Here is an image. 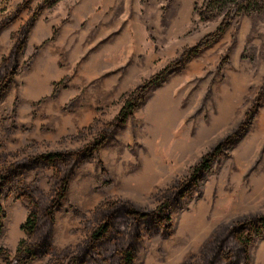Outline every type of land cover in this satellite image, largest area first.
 Returning a JSON list of instances; mask_svg holds the SVG:
<instances>
[{
  "label": "rangeland",
  "instance_id": "1",
  "mask_svg": "<svg viewBox=\"0 0 264 264\" xmlns=\"http://www.w3.org/2000/svg\"><path fill=\"white\" fill-rule=\"evenodd\" d=\"M24 1L0 0V23ZM46 1L33 0L0 31L2 83L4 62L23 28L43 8L18 58V73L0 99L2 166L45 153L78 152L95 142L140 87L216 32L234 3ZM256 4V13L238 18L218 41L153 84L93 161L78 165L63 211L57 215L56 251L77 252L96 223L95 212L105 203L123 201L140 212H154L185 184L188 191L183 190L182 201L170 212L169 238L146 237L135 264H200L205 247L217 235L264 216V0ZM64 42L56 55L61 75L51 93L26 101L25 76L35 70L37 57ZM75 51L78 57L73 62ZM230 138L235 139L232 145L199 174L197 186L189 188L204 158ZM54 175L52 169H40L6 188L0 249L11 257L25 238L22 226L30 206L17 199L16 186L38 179L48 197ZM81 193L87 194L84 199ZM199 215L200 229L194 222ZM185 238H189L185 249L176 251ZM250 259V264H264V232L254 241ZM52 260L48 256L28 264ZM0 264H4L1 258Z\"/></svg>",
  "mask_w": 264,
  "mask_h": 264
},
{
  "label": "trees",
  "instance_id": "2",
  "mask_svg": "<svg viewBox=\"0 0 264 264\" xmlns=\"http://www.w3.org/2000/svg\"><path fill=\"white\" fill-rule=\"evenodd\" d=\"M32 1L25 0L13 15L3 20L0 23V31L11 24L20 13L28 10ZM233 2V6L223 18L217 31L206 36L195 47L187 50L165 72L140 87L127 101L115 123L95 142L78 152H51L24 159L21 162L7 163L4 166L0 163V236L4 229L5 211L2 199L6 188L33 171L52 169L55 172L54 186L48 197L43 196L38 187V179H35L31 184L20 181L16 186L17 199L29 203L30 206L27 219L22 226L25 238L20 242L15 255L11 257L5 249H0V258L4 264H28L48 256L53 257L49 264H135L146 237L161 235L164 239L169 238L172 230L170 212L174 205L182 201V196L185 194L183 190H185L184 192L188 191L187 184L183 185L175 195H172V198L154 212H140L128 202L109 201L95 212L96 223L92 226L85 244L77 252L70 249L58 252L53 246L57 215L63 211V204L67 200L70 183L78 165L93 161V155L99 152L133 116L142 97L153 84L161 80L172 69L182 66L218 41L238 18L243 15H252L258 10L257 0H234ZM42 9L40 7L23 28L10 58L4 62L0 99L18 73V58L26 48L29 31ZM261 101L262 98L258 99L256 106ZM248 124L249 122L245 123L242 130H245ZM234 141V138H230L216 151L204 158L203 164L196 169L192 177L195 183L189 182V188L197 186L199 174L206 172L213 160ZM104 175L108 176V173L104 171ZM39 196L41 197L38 198ZM76 214L80 215L79 212ZM263 232L264 216L235 224L217 235L205 247L203 261L200 264H250L251 247Z\"/></svg>",
  "mask_w": 264,
  "mask_h": 264
},
{
  "label": "crops",
  "instance_id": "3",
  "mask_svg": "<svg viewBox=\"0 0 264 264\" xmlns=\"http://www.w3.org/2000/svg\"><path fill=\"white\" fill-rule=\"evenodd\" d=\"M84 12H88V8L85 5L84 6ZM40 32L37 34V37L41 36ZM84 41V40H82ZM67 44L66 42L62 43L59 47L56 49L54 48L52 50H48L46 56H44V53L41 54V56L37 57L36 64H35V70L33 72H29L27 76H25V90L23 93H26V101H38L41 99V97L45 94L51 93L53 83L55 80L60 77L59 69L57 68V59L56 55L58 54V50L62 49V46ZM73 54V55H72ZM78 52L71 53L70 60L72 59L73 62L78 57ZM73 56V57H72ZM43 63L40 67L37 64L38 62ZM38 65V66H37ZM58 75V76H57Z\"/></svg>",
  "mask_w": 264,
  "mask_h": 264
},
{
  "label": "bare ground",
  "instance_id": "4",
  "mask_svg": "<svg viewBox=\"0 0 264 264\" xmlns=\"http://www.w3.org/2000/svg\"><path fill=\"white\" fill-rule=\"evenodd\" d=\"M85 195H87V194H85ZM85 195H84V193H81V194L79 195V197H82V198L84 199V198H85ZM83 202H85V201H83ZM200 214H202V213H200ZM199 218H200V215H199L197 218H195L194 222L196 221L197 228L200 229V226H202L203 223L201 222V220H200ZM194 222H193V224H194ZM190 227H191V226H190ZM194 229H195V228H194ZM199 229H198V230H199ZM186 231H187V230H186ZM191 232H192V233L194 232V234H195L197 231H191ZM191 232L188 233V235H187L188 237H189V235L191 234ZM184 237H185V236H184ZM184 237H183V238H184ZM190 237H192V236H190ZM190 237H189V238H190ZM198 237H199V235H198ZM189 238L182 239V240H181V242H182L181 245L178 243V244L175 246L176 249H175V248H174V249H175L176 251H178V252H180L181 250H184L185 248L183 249V247L185 246V244L187 243V241H188ZM196 238H197V237H196ZM197 240H198V238H197ZM191 241H192V240H191ZM192 242H193V241H192ZM190 245H191V244H190ZM188 246H189V245H188ZM185 247H186V246H185ZM187 249H188V247H187ZM173 251H174V250H173ZM171 253H172V252H171ZM171 256H172V255H171ZM171 256H170V257H171Z\"/></svg>",
  "mask_w": 264,
  "mask_h": 264
}]
</instances>
